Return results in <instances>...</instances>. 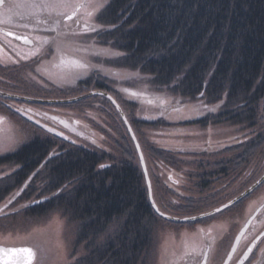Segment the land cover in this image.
<instances>
[{
    "label": "trees",
    "instance_id": "obj_1",
    "mask_svg": "<svg viewBox=\"0 0 264 264\" xmlns=\"http://www.w3.org/2000/svg\"><path fill=\"white\" fill-rule=\"evenodd\" d=\"M98 21L103 27L96 35L117 50V66L145 75L152 85L175 96L197 100L202 95L208 102H223L222 109L232 119L248 116L254 125L261 116L260 141L253 140L247 152L240 151L238 164L247 157L253 166L257 158L264 161V0H111L99 12ZM95 75L79 87L110 92L109 79ZM95 96L102 99L95 102L98 109L104 111L109 103L107 115L119 120L111 130L114 149L108 150L104 143V148L85 146L48 127L53 130L50 137H35L0 156V164L19 167L0 178V202L18 189L21 195L10 207L22 201L25 205L13 212L43 215L54 208L64 210L72 220L82 222L77 242L96 238L122 217L115 234L92 244L87 255L69 264H142L154 244L157 225L167 220L151 203L138 152L121 117L108 98ZM130 120L135 127L157 124L144 117ZM144 152L147 161L152 155L156 171L164 162H178L174 152L153 141ZM153 182L157 194L164 197L159 175H153ZM34 195L49 198L31 205ZM159 205L163 210L164 204Z\"/></svg>",
    "mask_w": 264,
    "mask_h": 264
},
{
    "label": "rangeland",
    "instance_id": "obj_2",
    "mask_svg": "<svg viewBox=\"0 0 264 264\" xmlns=\"http://www.w3.org/2000/svg\"><path fill=\"white\" fill-rule=\"evenodd\" d=\"M110 1L111 0H84L85 3L90 5L88 10L91 11L93 15L84 18L81 13L79 19L83 23L95 25L98 30L101 29L103 26H101L98 21L99 11ZM17 3L23 5L24 2L18 0ZM18 11L24 12L25 10L21 8L18 9ZM5 16V13H0L1 20L5 19ZM74 22L75 18L69 21V31L66 32H77L79 34L77 36L70 35L68 39L74 41L75 44L82 49L89 50L87 53L73 52L70 49L58 53L55 47L49 44L34 58L27 56L25 60L16 62L17 64L9 58L6 60L0 59V118H2L0 119V156L17 151L22 145L28 143L35 137H50V132L47 130L48 127L58 129L68 135L69 133L75 134V137L73 135L70 136L73 139H77L76 141L81 142L84 135L76 132L74 129L75 127L82 129V123L92 128L95 126L96 128L102 127L106 129L108 137H104V146H106L108 150L114 149L113 141L115 137H113L111 130L113 124L117 125L115 122H119V120L114 117L115 115H113L115 122L112 120L109 103H105V108L101 107L104 108V111L98 109L95 102L99 101V103H101L102 99L95 95L99 94H90L93 90L103 89H96L94 87H88L86 89L84 87H79L80 82L83 80L86 81L91 77L95 78V74L103 75L107 80L109 79L108 83L112 90L110 92L107 90L104 91L109 92L115 97L130 122V119L134 117L142 118L143 116H153L154 113L151 110H161L162 107L166 109V104H168L167 108H173V106H175L177 99L170 97V93L167 90L152 85L149 78L135 70L117 66L115 64L117 50H114L109 44H104L101 38L97 37L96 33L98 30L84 32L82 26L77 29H75V27L72 28L71 25H73ZM64 30L66 29L63 27V31ZM49 34L50 32H42V36L49 37ZM52 34L54 35L55 33ZM96 52L101 54H93ZM85 54L87 55V61L91 67H89L87 71L81 72L75 79L62 78V74L64 73L77 71L71 62L80 59L81 56ZM62 58L64 61L63 63ZM41 66L47 69L46 74L42 75L36 71V69ZM117 73L119 77L115 75ZM133 92H135L136 95H132ZM7 94L12 97L18 95L19 99L22 100H25L23 97L34 99H69L81 95H86L83 98L90 95L93 96L71 105H69L71 102L42 103L32 101V103H26L20 100L18 103L14 104V106L20 107L21 112L17 113L13 111L14 113H11L3 105L4 101H7V103L13 101L6 100V98L3 97H7ZM197 98L204 103L208 101L206 97L202 99L201 96H198ZM134 101L136 103H134ZM110 102L112 103L111 100ZM82 106L84 108H82ZM113 106L115 107L114 104ZM28 108H31V111L28 110ZM115 109L129 132L120 112L116 107ZM107 112L110 113L109 116ZM51 116L52 118H50ZM57 118L70 121L73 129L60 123ZM37 121H39V123H37ZM93 121L96 122V125ZM131 125L133 126L144 152L147 143L149 141L152 142L154 137L156 138L158 128L146 124L135 127L132 122ZM239 130H242V126H239ZM159 133L160 135L157 136L156 142L164 147L167 144L162 136L161 130ZM144 154L146 153L144 152ZM148 162L150 165L153 163L152 155L149 156ZM255 165H257V163H255ZM17 169L18 165L9 163L0 164V178L11 174ZM161 169L162 166L159 167L158 171H155L156 178L157 175L161 178ZM151 175V179H153V174L151 173ZM19 192L18 189L12 191V193L0 202V207L10 201H15L17 197L21 195V192L20 195L18 194ZM153 194L154 197H156V201L159 202L161 196H158L155 187L153 188ZM39 198L41 197L34 195L29 202H33ZM24 203V201H22V203H17L11 209L16 210L22 208L23 205H25ZM121 218L115 219L108 228L96 238L90 237L86 241L77 242L82 222L72 220L62 209L54 208L43 215H37L28 210L23 212H8L7 214L0 215V244L36 250L37 257L29 261L28 264H67L68 262L87 255L92 244H101L115 234L121 228ZM173 223L176 226H172V224L164 220L159 222L154 233V244L145 254L142 264H160L163 251L166 253L164 264L168 263L166 258L170 249L172 246L178 247V245L175 244L179 243V239H182L184 235L180 233V231L188 227L187 223H185L177 232L174 227L180 224L178 222ZM20 254L26 256L23 252H15L8 255L0 254V264H25L26 260L21 262L18 261L17 258L20 257ZM173 258L177 260L179 257L173 256L172 259Z\"/></svg>",
    "mask_w": 264,
    "mask_h": 264
},
{
    "label": "flooded vegetation",
    "instance_id": "obj_3",
    "mask_svg": "<svg viewBox=\"0 0 264 264\" xmlns=\"http://www.w3.org/2000/svg\"><path fill=\"white\" fill-rule=\"evenodd\" d=\"M17 1L5 0V5L0 6V13H5V8ZM22 1L25 3L26 0ZM23 10L29 11L25 8ZM4 18L2 20L0 18V59L9 58L16 63L25 60L27 56L34 58L31 52L37 43L35 37L42 36L44 31H34L31 24L27 28L23 27L24 23L30 22L21 20L17 16H13L11 22H8L7 16ZM73 18L75 22L71 25L72 28L83 27L84 23L80 19ZM65 24L66 32L69 31V21ZM6 32H12L13 35L6 36ZM17 35L27 36L33 43L29 44L23 39H16ZM52 36L50 32L49 38ZM7 97L19 99L10 95ZM170 97L177 99L173 108H167L168 104H166V109L163 107L156 111L150 109L154 113L153 116H143L157 122L151 125L158 128L157 136L160 135L161 130L167 145L162 147L157 144V136L152 141L159 147L174 152L172 154L178 160L176 165L170 162L162 164L160 182L165 198L161 196L160 201L164 204L163 211L173 217L200 216L242 195L264 174V161L260 158L253 161L254 166L250 164L248 157L242 161L241 165L238 164L240 151L247 152L251 141H260L262 123L259 119L261 116L254 125H251L248 116L243 117L242 121L226 116L228 112L222 109L223 102L204 103L200 99L197 101L182 99L171 93ZM201 98L203 99L202 95ZM23 101L32 103L31 100ZM16 103L18 101L5 104L20 113V107L14 106ZM28 110L31 111V108ZM261 115H264V100ZM81 126L82 129L78 127L74 129L84 135L81 142L77 141L78 143L85 146L90 143L104 148L103 141L106 137L104 128L95 126L92 128L85 123ZM239 126H242V130H239ZM70 135L75 136L72 133H69V137ZM241 156L243 159V155ZM146 162L150 178H152L151 173L155 175L156 169L153 163L150 165L147 159ZM261 169L263 173L259 177ZM151 181L154 184L153 179ZM159 202L157 201L158 204ZM175 206H178V209ZM11 208L12 206L8 210ZM166 220L172 226H176L173 222L180 224L178 228L174 227L177 232L185 223L188 225L180 231L184 235L182 239H179V243L175 244L178 247L172 246L170 249L166 264H193V260L197 264H205V256L206 264H239L245 254L247 259H244V264H264V181L221 212L192 221L167 218ZM250 247L252 251L248 252ZM193 248L197 250L195 256L192 255ZM186 252L188 255H185ZM165 255L163 251L160 264H164ZM173 256L179 258L174 260Z\"/></svg>",
    "mask_w": 264,
    "mask_h": 264
},
{
    "label": "snow or ice",
    "instance_id": "obj_4",
    "mask_svg": "<svg viewBox=\"0 0 264 264\" xmlns=\"http://www.w3.org/2000/svg\"><path fill=\"white\" fill-rule=\"evenodd\" d=\"M5 5V0H0V6ZM29 9V11H18L21 8ZM90 5L85 3L84 0H26V3L23 5L19 3H10L5 8V14L7 16L8 22L12 21L13 16L19 17L21 20L29 21L30 23H24L23 27H29L30 24L33 27L34 31H46L55 33L52 37L39 36L35 37L36 46L31 52L32 56H36L42 52V49L49 44H52L58 53L63 52L64 50L70 49L73 52H83L87 53L89 50L82 49L77 46L74 41L68 39L71 36H77L79 33L77 32H65L63 31V27H66V21H72L73 17L80 18V14H83L84 18L91 17L93 13L89 11ZM99 7V6H98ZM84 32L88 31H96V26L88 23H84L83 29ZM6 36L13 35L12 32H6ZM16 39H23L25 43H33L27 36H16ZM95 55H100L101 53L96 52L93 53ZM116 55H119L118 53ZM62 58V63H63ZM73 67L77 70L74 72L64 73L62 74V78H77L81 72L87 71L91 65L87 61V55L81 56L80 59L74 60L71 62ZM36 71L38 73L46 74L47 69L44 66L37 68ZM119 77V74H115ZM132 95H136L135 92ZM214 111L215 109H210ZM2 119V118H0ZM39 123V121H37ZM46 127V126H45ZM48 131H53L52 129H47ZM103 167V165H102ZM224 207H228L225 205ZM216 212H221L222 209H216ZM156 212L163 216V213L159 212V209H156ZM255 245L253 244V247ZM192 255L195 256L197 250L193 248ZM235 251V249H233ZM252 248L248 249V252H251ZM15 252H23L26 254V257L29 261L35 259L36 253L30 248H22V249H5L0 248V254L8 255L10 253ZM185 255H188L186 252ZM244 259H247V254H245L244 258L239 261V264H244ZM204 261L206 264V256L204 257ZM193 264H197L195 260H193Z\"/></svg>",
    "mask_w": 264,
    "mask_h": 264
},
{
    "label": "water",
    "instance_id": "obj_5",
    "mask_svg": "<svg viewBox=\"0 0 264 264\" xmlns=\"http://www.w3.org/2000/svg\"><path fill=\"white\" fill-rule=\"evenodd\" d=\"M90 94H99V95H105L106 97H108L112 103L116 106L117 110L120 112L121 116L123 117L127 127H128V130L135 142V145H136V148H137V151H138V154H139V157H140V161H141V164H142V167H143V170H144V173H145V176H146V180H147V185H148V189H149V196H150V200H151V203L154 207V209L156 210L157 208L159 209V212L160 213H163L164 215L162 217H165L167 219H172V220H182V221H189V220H195L199 217H204V216H207V215H210V214H213V213H216V209L213 210V211H210L208 213H205V214H202L200 216H195V217H187V218H178V217H173L165 212H163L159 205L157 204L155 198H154V194H153V186H152V182H151V178H150V175H149V171H148V167H147V162H146V158H145V154L143 152V149H142V146L138 140V137L133 129V126L131 125V122L129 121V119L127 118L126 114L124 113L121 105L119 104V102L115 99V97H113L112 94H110L109 92H106L104 90H93L91 91ZM9 95V94H7ZM84 96L86 95H81V96H78V97H73V98H69V99H40V98H29V97H23L24 99H27V100H31V101H38V102H42V103H63V102H74V101H77L81 98H83ZM16 98H19L18 95H15ZM59 120L60 123L66 125V126H69V128L73 129L72 125H71V122L70 121H67L65 119H62V118H57ZM264 181V174L252 185L250 186L244 193H242V195L234 198L233 200H231L230 202L226 203L225 205L227 206H230L232 205L233 203H235L237 200H239L240 198H242L243 196L247 195L249 192L253 191L259 184H261L262 182ZM20 195V192L18 193ZM49 197H43L41 199H38L36 201H34L33 203H31V205H35V204H39V203H42L44 201H46ZM12 201H10L9 203L3 205L2 207H0V212L3 211L4 209H6L8 207V205L11 203ZM225 205L217 208V209H224L226 207H224ZM160 215V214H159ZM0 248H5V249H22V247H17V246H6V245H2L0 244ZM31 249V248H30ZM35 253H36V250L32 249ZM23 254H20V257L17 258L19 262L21 261H25V264H28L29 263V260L26 258L25 255ZM25 257V258H24ZM36 257V256H35Z\"/></svg>",
    "mask_w": 264,
    "mask_h": 264
}]
</instances>
